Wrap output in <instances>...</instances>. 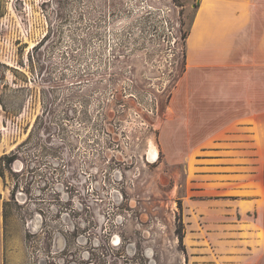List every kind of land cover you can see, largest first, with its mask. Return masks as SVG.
<instances>
[{
    "label": "rangeland",
    "instance_id": "obj_1",
    "mask_svg": "<svg viewBox=\"0 0 264 264\" xmlns=\"http://www.w3.org/2000/svg\"><path fill=\"white\" fill-rule=\"evenodd\" d=\"M194 2L0 0V156L41 116L0 178V264L244 261L264 161L250 125L192 124Z\"/></svg>",
    "mask_w": 264,
    "mask_h": 264
},
{
    "label": "crops",
    "instance_id": "obj_2",
    "mask_svg": "<svg viewBox=\"0 0 264 264\" xmlns=\"http://www.w3.org/2000/svg\"><path fill=\"white\" fill-rule=\"evenodd\" d=\"M196 3L186 37L184 76L185 83L189 85L191 80L194 93L200 94L192 101V124L194 128L209 125L215 135L250 125L258 158L264 161V0ZM206 93L208 102L204 101ZM3 211L0 198V231ZM261 212V218L252 222L256 229H247L248 236L243 240L245 259L236 264H264V209Z\"/></svg>",
    "mask_w": 264,
    "mask_h": 264
},
{
    "label": "trees",
    "instance_id": "obj_3",
    "mask_svg": "<svg viewBox=\"0 0 264 264\" xmlns=\"http://www.w3.org/2000/svg\"><path fill=\"white\" fill-rule=\"evenodd\" d=\"M193 7L196 8L197 7V3L196 0L193 3ZM187 36V33H183L182 34V38L184 40V44H185V38ZM0 103L2 106V109L6 112V107L3 104V102L0 99ZM41 120V116H37L35 119L34 124L32 125L30 131L27 133V137L20 142L19 144H17V146L15 148H13L12 150H10L8 153H4L0 156V178L2 180L3 186L6 187L7 186V182H6V172H8L10 175H15L16 172H14L12 170L13 168V164L16 161H19V159H25V157L29 156V153L32 151V147H30L32 145V138H33V133L38 129V125L40 123ZM23 169L20 170V172H22ZM19 182L18 181H14L11 185H10V199L15 201L16 200V195H17V191L19 189ZM7 204V201L3 202V207H5V205ZM177 233H178V237L179 239H182V230L180 228L177 229Z\"/></svg>",
    "mask_w": 264,
    "mask_h": 264
},
{
    "label": "bare ground",
    "instance_id": "obj_4",
    "mask_svg": "<svg viewBox=\"0 0 264 264\" xmlns=\"http://www.w3.org/2000/svg\"><path fill=\"white\" fill-rule=\"evenodd\" d=\"M150 155H151V157L153 156L152 152H151V154H150Z\"/></svg>",
    "mask_w": 264,
    "mask_h": 264
}]
</instances>
